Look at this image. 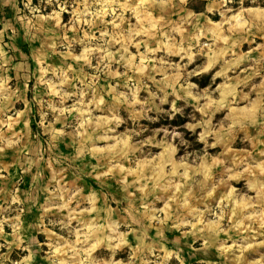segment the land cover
Masks as SVG:
<instances>
[{"label": "rangeland", "instance_id": "1", "mask_svg": "<svg viewBox=\"0 0 264 264\" xmlns=\"http://www.w3.org/2000/svg\"><path fill=\"white\" fill-rule=\"evenodd\" d=\"M203 1L0 0V264H264V0Z\"/></svg>", "mask_w": 264, "mask_h": 264}, {"label": "trees", "instance_id": "2", "mask_svg": "<svg viewBox=\"0 0 264 264\" xmlns=\"http://www.w3.org/2000/svg\"><path fill=\"white\" fill-rule=\"evenodd\" d=\"M189 1H191V0H189ZM197 2H199L200 4H203V5H205V1H203V0H197ZM189 8L191 9V10H193L194 12H196V13H204L205 12V8H197V7H194V6H192V5H189ZM187 133V132H186Z\"/></svg>", "mask_w": 264, "mask_h": 264}]
</instances>
